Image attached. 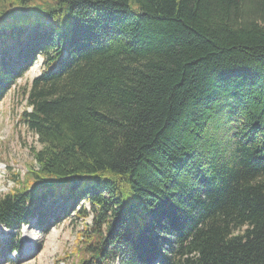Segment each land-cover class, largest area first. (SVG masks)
I'll return each mask as SVG.
<instances>
[{
  "label": "trees",
  "instance_id": "16d2710c",
  "mask_svg": "<svg viewBox=\"0 0 264 264\" xmlns=\"http://www.w3.org/2000/svg\"><path fill=\"white\" fill-rule=\"evenodd\" d=\"M130 2L0 0V103L42 60L2 257L61 199L76 264H264V0Z\"/></svg>",
  "mask_w": 264,
  "mask_h": 264
},
{
  "label": "rangeland",
  "instance_id": "374dc122",
  "mask_svg": "<svg viewBox=\"0 0 264 264\" xmlns=\"http://www.w3.org/2000/svg\"><path fill=\"white\" fill-rule=\"evenodd\" d=\"M130 5L133 11L138 12L136 0H131ZM41 66L42 60L39 59L0 103V196L12 189L14 173L24 175L29 165L35 163L32 149H41L38 137L18 122L20 114L28 107L26 93L40 74ZM73 204L70 201L62 204L59 199L56 207H51V210L56 209L49 226L43 220L24 226L13 237L19 241L18 252L6 257H2L5 254L0 255V264H76V260L69 256L74 253L83 226L91 225L92 217L83 218L79 214L83 206L91 211L87 202H82L77 210L67 214L65 207L70 208ZM7 237V229L1 227L0 242Z\"/></svg>",
  "mask_w": 264,
  "mask_h": 264
},
{
  "label": "built area",
  "instance_id": "2783aa9c",
  "mask_svg": "<svg viewBox=\"0 0 264 264\" xmlns=\"http://www.w3.org/2000/svg\"><path fill=\"white\" fill-rule=\"evenodd\" d=\"M156 264H159V263H156Z\"/></svg>",
  "mask_w": 264,
  "mask_h": 264
},
{
  "label": "bare ground",
  "instance_id": "6f19581e",
  "mask_svg": "<svg viewBox=\"0 0 264 264\" xmlns=\"http://www.w3.org/2000/svg\"><path fill=\"white\" fill-rule=\"evenodd\" d=\"M31 248V247H30Z\"/></svg>",
  "mask_w": 264,
  "mask_h": 264
}]
</instances>
